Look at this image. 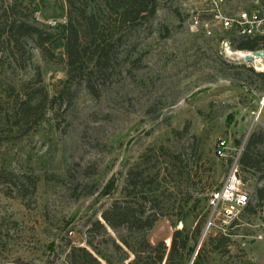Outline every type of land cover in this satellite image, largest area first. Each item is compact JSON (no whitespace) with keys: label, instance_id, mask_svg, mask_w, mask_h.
<instances>
[{"label":"rangeland","instance_id":"374dc122","mask_svg":"<svg viewBox=\"0 0 264 264\" xmlns=\"http://www.w3.org/2000/svg\"><path fill=\"white\" fill-rule=\"evenodd\" d=\"M123 5L0 0V24L27 20L49 38L44 51L33 38L0 50V172L16 175L0 182V264H73L87 260L82 250L94 264L153 261L146 242L170 249L177 230L191 239L184 263L264 264V59L228 58L191 34L179 0H159L154 18L131 24ZM82 12L112 44L108 79L93 91L67 81L66 26L93 39ZM30 99L36 110L23 105ZM252 138L263 173L241 167V178L253 211L225 225L210 198ZM115 201L160 219L146 231L112 228L102 213Z\"/></svg>","mask_w":264,"mask_h":264},{"label":"trees","instance_id":"16d2710c","mask_svg":"<svg viewBox=\"0 0 264 264\" xmlns=\"http://www.w3.org/2000/svg\"><path fill=\"white\" fill-rule=\"evenodd\" d=\"M118 1L124 3V5L121 6L123 12L120 14V17L125 24H131L139 20L149 21L154 18L157 13L159 0ZM81 15L88 25V40L90 36H93V39L84 43L76 26L73 24H68V26H66L68 64L67 81L72 82L80 80V82L85 83L86 86L93 91L94 81L97 80V78L103 79L107 76L108 79V71L110 69V63L112 62V44L105 41L103 32L97 27L98 21L95 16H86L84 12H82ZM29 38L36 39V43L42 51L45 50V43L49 39L48 36H45L44 38L43 32L36 26L30 24L27 20H13L9 23L0 24V50L3 49L5 45H7V47L12 46L16 50H22L23 41ZM236 49L254 52L259 49V44L243 43L236 46ZM32 102L33 100L30 99L23 104L27 105L26 110L32 111L39 107L38 105L32 106ZM253 146L254 139L252 138L240 158V168L242 167L254 170L257 173H263L261 160L253 153ZM7 176L16 178V175L13 173L0 172V182L4 181ZM135 187L136 185H134V188ZM16 189L18 192H22L24 190V183L22 185V183L19 182ZM116 189L117 180L112 179L105 187L103 195L111 196ZM256 193L260 206L263 207L264 186L259 187L256 190ZM132 204V206L128 205L122 207L120 201L113 202V204L102 213V220L112 228L128 227L131 230L137 231L153 229L159 221L160 216L156 213L147 214V212L143 210V205L140 203ZM247 211H253L250 208V204L244 212ZM234 223H232V225ZM183 235L182 230H177L173 233L170 249H168L164 243H160L157 246H151L146 242L147 249H145V251H148L150 255L155 253L156 257L153 261L147 260L146 262H141V258L137 256L132 264H163L165 261L166 264H187L184 263V254H180V252L188 249L191 239L188 235L185 237H183ZM82 251L88 256L87 260L75 261L73 264L96 263V259L86 251ZM168 251L169 254L167 255Z\"/></svg>","mask_w":264,"mask_h":264},{"label":"built area","instance_id":"2783aa9c","mask_svg":"<svg viewBox=\"0 0 264 264\" xmlns=\"http://www.w3.org/2000/svg\"><path fill=\"white\" fill-rule=\"evenodd\" d=\"M178 9L191 34L202 40L217 41L228 58H233L232 52H242L237 51L236 46L243 43L259 44V49L254 52L264 51V0H179ZM48 25L57 27L58 23L50 21ZM244 53L250 55L252 52ZM227 149V141L220 140L215 153L223 159ZM248 205L238 156L232 160L222 185L211 196L212 218L218 215L225 225H229ZM211 226L212 221H209L208 228Z\"/></svg>","mask_w":264,"mask_h":264},{"label":"water","instance_id":"95a60500","mask_svg":"<svg viewBox=\"0 0 264 264\" xmlns=\"http://www.w3.org/2000/svg\"><path fill=\"white\" fill-rule=\"evenodd\" d=\"M257 57L264 58V51L252 52L249 56H246L245 61L253 63Z\"/></svg>","mask_w":264,"mask_h":264},{"label":"bare ground","instance_id":"6f19581e","mask_svg":"<svg viewBox=\"0 0 264 264\" xmlns=\"http://www.w3.org/2000/svg\"><path fill=\"white\" fill-rule=\"evenodd\" d=\"M230 55H232V56H233V55H236V56H239V57H241V58L244 59V58H246V56H248L249 54H247V53L244 54V53H242V52H241V53H233V52H232V53H230ZM255 60H260V58H256Z\"/></svg>","mask_w":264,"mask_h":264}]
</instances>
